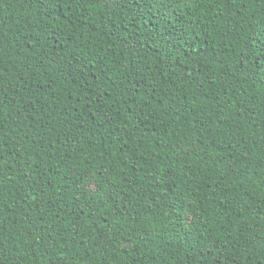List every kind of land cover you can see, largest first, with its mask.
Listing matches in <instances>:
<instances>
[{
    "label": "trees",
    "instance_id": "1",
    "mask_svg": "<svg viewBox=\"0 0 264 264\" xmlns=\"http://www.w3.org/2000/svg\"><path fill=\"white\" fill-rule=\"evenodd\" d=\"M0 264H264V0H0Z\"/></svg>",
    "mask_w": 264,
    "mask_h": 264
},
{
    "label": "snow or ice",
    "instance_id": "2",
    "mask_svg": "<svg viewBox=\"0 0 264 264\" xmlns=\"http://www.w3.org/2000/svg\"><path fill=\"white\" fill-rule=\"evenodd\" d=\"M190 2L193 4V7H196L200 4L203 3H211V4H215L217 2V0H190ZM86 188L90 191V192H95L97 190V185L95 184L94 181H90L87 185Z\"/></svg>",
    "mask_w": 264,
    "mask_h": 264
}]
</instances>
